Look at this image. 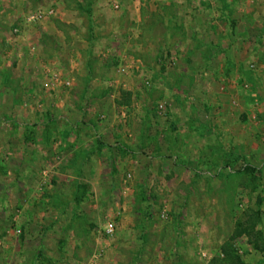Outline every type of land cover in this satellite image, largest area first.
<instances>
[{
  "label": "rangeland",
  "instance_id": "rangeland-1",
  "mask_svg": "<svg viewBox=\"0 0 264 264\" xmlns=\"http://www.w3.org/2000/svg\"><path fill=\"white\" fill-rule=\"evenodd\" d=\"M111 3L0 0V264H264V0Z\"/></svg>",
  "mask_w": 264,
  "mask_h": 264
},
{
  "label": "built area",
  "instance_id": "built-area-1",
  "mask_svg": "<svg viewBox=\"0 0 264 264\" xmlns=\"http://www.w3.org/2000/svg\"><path fill=\"white\" fill-rule=\"evenodd\" d=\"M116 7H117V6H116ZM43 15H44V14L41 13V14L38 16V18H42ZM36 17H37V16H36ZM35 19H37V18H35ZM37 20H38V19H37ZM66 86H67V87H70V84L68 83V84H66ZM163 108H164V106L161 104L160 107H159L160 111H162Z\"/></svg>",
  "mask_w": 264,
  "mask_h": 264
},
{
  "label": "trees",
  "instance_id": "trees-1",
  "mask_svg": "<svg viewBox=\"0 0 264 264\" xmlns=\"http://www.w3.org/2000/svg\"><path fill=\"white\" fill-rule=\"evenodd\" d=\"M238 264H245V263L239 260Z\"/></svg>",
  "mask_w": 264,
  "mask_h": 264
},
{
  "label": "crops",
  "instance_id": "crops-1",
  "mask_svg": "<svg viewBox=\"0 0 264 264\" xmlns=\"http://www.w3.org/2000/svg\"><path fill=\"white\" fill-rule=\"evenodd\" d=\"M115 2V1H114ZM112 5H115L114 3H113V0H112V3H111ZM9 174H12V172L11 173H9Z\"/></svg>",
  "mask_w": 264,
  "mask_h": 264
}]
</instances>
